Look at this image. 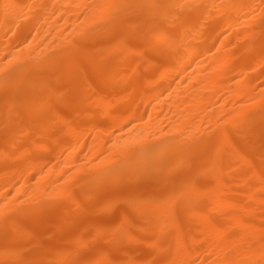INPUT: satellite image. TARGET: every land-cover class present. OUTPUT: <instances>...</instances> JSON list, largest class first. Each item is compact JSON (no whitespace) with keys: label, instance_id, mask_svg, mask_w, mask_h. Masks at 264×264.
<instances>
[{"label":"bare ground","instance_id":"1","mask_svg":"<svg viewBox=\"0 0 264 264\" xmlns=\"http://www.w3.org/2000/svg\"><path fill=\"white\" fill-rule=\"evenodd\" d=\"M53 212L26 261L264 264V0H0V234Z\"/></svg>","mask_w":264,"mask_h":264},{"label":"rangeland","instance_id":"2","mask_svg":"<svg viewBox=\"0 0 264 264\" xmlns=\"http://www.w3.org/2000/svg\"><path fill=\"white\" fill-rule=\"evenodd\" d=\"M142 53H144V52H142ZM98 119L100 120L101 118L98 117L97 120ZM56 134H58L57 131H55V132L52 131V132H47L45 136H46L47 139H49L50 137H53ZM89 137H90V134L87 136V138H89ZM165 188H166V186H165ZM90 192L89 193L92 194L94 197H100L102 195H110V194H112L114 192V188H112L111 186H107V187L97 188V189H95L93 191H90ZM91 205H93L92 202L84 201L82 203V205L78 209L70 210L69 211V216L72 217L74 215V213H77V212L78 213L79 212L83 213L84 210L89 208ZM69 207L70 208L72 207V202L71 201H69ZM115 211L116 210L114 208L110 207L109 209H107L105 211L96 212L95 214L91 215V217L96 219V220L104 221L103 223L107 224V223H110V221H111L110 219L113 216V214L115 213ZM55 214L56 213L53 212L51 214H48L49 216L48 215L46 216L47 219H45V222H44V223H46L45 233H42L41 226L37 224V221L35 220V217H33V216L26 217L23 214H19L17 218L19 219L18 221L21 224V235L18 238H16L13 242H8L6 239H4L5 236L3 235V233H1L0 234L1 245L8 246V247H10L11 245H14L15 247H19V248L21 247L20 248L21 251L19 250L20 252L17 254V256L20 255L19 258H21V260L23 261L22 264H38L36 262V260L34 259L33 255H32V257H31L29 262L26 261V260H29L30 255L32 253V250L34 249L33 242H34V239L36 237H39V236L42 237L44 235L42 237L41 245H42V249H45V248L49 247V244L52 241V237L49 236L48 233H50V231H51L52 234L58 233L59 227H55L54 224H53L55 216H56ZM71 217H69V218L71 219ZM134 218L136 220H138V216H136ZM26 230L30 231L28 239L24 238V236L22 234V232H24ZM117 234H118V231H116V230L110 231L107 234H105L103 236L104 239L100 240V243H99L100 250L106 248V246L108 245L107 241H110L111 238H113ZM165 234H169V232H165ZM23 246H25L26 248L22 249ZM128 249H129V252H132V251L135 250V249H132V247L131 248L128 247ZM112 252L113 251L110 250V253H112ZM93 255H94V253L90 250V243H87L84 246H82L81 250L78 253V256H80V258L82 260H84V262H86L87 264H88L87 260L89 258H91ZM11 258H12L11 255H7L6 256V260H5V262L3 264H13L14 261H12V260H13L14 257L12 259ZM44 264H57V263L55 262V259H50L49 258V259L45 260ZM65 264H74V263H73V260H71V261H68Z\"/></svg>","mask_w":264,"mask_h":264},{"label":"snow or ice","instance_id":"3","mask_svg":"<svg viewBox=\"0 0 264 264\" xmlns=\"http://www.w3.org/2000/svg\"><path fill=\"white\" fill-rule=\"evenodd\" d=\"M114 8V12L112 14V17L110 19V23H119L121 16L125 13L126 9L131 7L129 5H122L117 4L112 6Z\"/></svg>","mask_w":264,"mask_h":264}]
</instances>
